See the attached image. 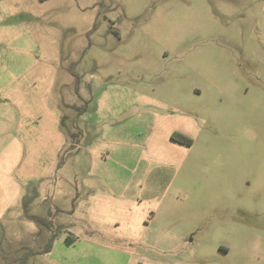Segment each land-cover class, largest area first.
Returning a JSON list of instances; mask_svg holds the SVG:
<instances>
[{"label":"rangeland","instance_id":"obj_1","mask_svg":"<svg viewBox=\"0 0 264 264\" xmlns=\"http://www.w3.org/2000/svg\"><path fill=\"white\" fill-rule=\"evenodd\" d=\"M0 264H264V0H0Z\"/></svg>","mask_w":264,"mask_h":264},{"label":"trees","instance_id":"obj_2","mask_svg":"<svg viewBox=\"0 0 264 264\" xmlns=\"http://www.w3.org/2000/svg\"><path fill=\"white\" fill-rule=\"evenodd\" d=\"M172 139H174L175 141H177L179 144H183V145H190L192 143V140L182 136V135H178V134H173ZM64 242L66 243V245L70 244L72 242L71 238L67 237ZM51 243H53V238L50 239L49 243H47L46 247H45V252L50 251L51 248Z\"/></svg>","mask_w":264,"mask_h":264},{"label":"flooded vegetation","instance_id":"obj_3","mask_svg":"<svg viewBox=\"0 0 264 264\" xmlns=\"http://www.w3.org/2000/svg\"><path fill=\"white\" fill-rule=\"evenodd\" d=\"M173 134H178V135H182V136H185V137L189 138L188 136H186V135H183V134H181V133H178V132H173V133L170 135V138H171V140H172V141H175V140H174V139H172V137H171ZM189 139H191V138H189ZM192 144H193V141H192V143H191L190 145H187V146H188V147H189V146H192Z\"/></svg>","mask_w":264,"mask_h":264}]
</instances>
